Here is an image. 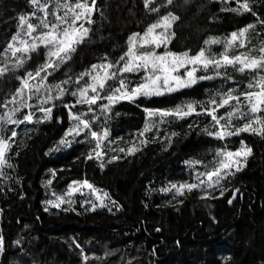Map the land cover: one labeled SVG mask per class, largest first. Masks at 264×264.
<instances>
[{"label": "trees", "instance_id": "1", "mask_svg": "<svg viewBox=\"0 0 264 264\" xmlns=\"http://www.w3.org/2000/svg\"><path fill=\"white\" fill-rule=\"evenodd\" d=\"M249 2L264 19V0ZM164 3L166 0H155L152 6ZM225 6L235 7L236 4L193 0L189 7L178 10L181 19L173 26L175 38L169 49L177 53L191 50L195 54L204 47L206 39L227 38L233 31L256 21L251 13L222 12ZM96 9L89 35L91 43L81 44L72 60L50 76L48 83H59L66 73H81L102 62L105 56L115 60L126 51L131 34H142L157 19V14H149L144 9L143 0H96ZM31 11L28 0H0V52L17 31L18 15ZM100 11L104 13L103 18ZM165 11L161 8V13ZM257 32H260L259 26ZM249 36L248 48L258 49L264 33L250 32ZM245 50H235L232 54ZM212 51L218 54L223 48L213 45ZM44 62L43 50L39 56L34 53L17 75L23 76L25 70L35 71ZM228 71L229 79L204 80L170 96L117 104L107 122L113 146L103 156L104 169L97 160H86L94 144L90 139L87 143L76 142L71 148L61 147L59 151L50 152L70 126L68 109L60 106L61 101L55 102L51 122L21 125L18 129L9 126V130H16L18 135L10 153V162L15 165L13 170H8L11 179L0 180V235L5 239L0 264H84L81 249L76 248L73 241L80 244L83 255L90 257L87 264H264V139L242 133L230 141H217L201 131L211 123L210 118L203 116L198 125H193L196 117L162 125L159 140H155L154 133L143 138L137 136L144 127L145 108L164 109L182 101H206L210 95L233 87L243 91L249 77L231 68ZM18 86L15 79L0 81V97ZM63 101L75 104L76 99L66 95ZM73 111L87 109L77 105ZM93 111L99 114L98 107ZM25 112L27 109L20 115ZM225 113L226 110L221 109L218 115ZM36 114L42 115L38 111ZM103 123V118L96 121L93 130L101 131ZM172 132L177 135L171 138L169 147L164 137ZM86 136L85 133L77 140H84ZM144 138L149 140L147 146L141 145L143 150L133 156L116 150L131 147L130 142L139 144ZM240 140L253 149V154L243 171L236 173L234 179L229 177L228 186L233 191L222 198L202 200L200 190H186L184 196L173 200L172 193L158 191L172 182H187V161L213 166L214 150L225 143L228 150H238ZM112 156L120 159L107 164ZM49 179L53 182L46 186ZM85 179L108 192L122 211L115 208L112 212L107 209L85 211L79 195L73 197L76 211L50 207L45 211L46 201L53 192L65 194L73 181ZM17 180L20 183H16ZM236 188L240 192L229 205L227 201ZM213 195L219 196V192ZM17 240L21 241L20 246L15 243Z\"/></svg>", "mask_w": 264, "mask_h": 264}, {"label": "snow or ice", "instance_id": "2", "mask_svg": "<svg viewBox=\"0 0 264 264\" xmlns=\"http://www.w3.org/2000/svg\"><path fill=\"white\" fill-rule=\"evenodd\" d=\"M220 2L224 5L236 4L235 7H222V12L237 15L251 13L256 21L239 31H233L227 38L206 39L204 47L195 54L191 50L177 53L168 47L175 38L173 26L181 19L177 12L189 7L193 0H166V3L159 6H152L155 0H143L144 9L149 14H157V19L142 34L136 32L129 36L127 49L122 55L115 60H109L105 56L102 62L93 64L81 73H66L59 83H48V77L72 60L81 44L85 41L91 43L89 35L92 32L91 25L95 23L93 16L97 11L96 0H28L32 11L18 15L17 31L0 52V81L15 79L19 82L14 91L9 90L5 96L0 97V180H10L8 170L15 168L10 162V153L15 147L13 142L18 132L9 130V126L18 129L21 125L51 122L56 101H61L60 106L68 109L70 126L58 141L57 147L50 149V152L59 151L61 147L71 148L76 142L87 143L90 139L94 144L91 151L87 152L86 160L95 159L99 162V167L104 169L106 164L103 156L110 151L106 144L110 135L107 122L117 104L124 101L135 103L141 98L170 96L204 80L229 79V68L249 77L243 91L233 87L210 95L206 101H182L174 107L164 109L145 108L146 120L137 136L143 138L148 133H154L155 140H159L162 125L191 117L197 118L193 125H198L199 118L203 116L210 118L211 123L201 131L217 141H230V138L240 137L242 133L264 139V40L258 49L248 48L251 42L250 32L256 35L264 33V19L257 15L249 0ZM161 8L166 10L165 13H161ZM100 16L104 17L103 11H100ZM258 26L260 32H257ZM213 45L222 46L223 51L213 53ZM40 49H43L45 62L35 71L25 70L23 76L17 75L21 69H25L34 53L39 56ZM160 49L163 51H159ZM243 49L247 50L232 54L235 50ZM66 95L75 97V104L64 102ZM77 105L85 107L87 111L74 112ZM94 105L98 107L99 114L93 111ZM25 109L27 112L21 116L20 113ZM34 109L42 115L37 116ZM221 109H225L226 113L218 115ZM101 118L104 121L100 125L101 131L93 130V124ZM85 133L86 138L78 141L77 138L85 136ZM176 135L177 133L172 132L164 137L169 141V147L171 138ZM148 142L144 138L140 139L139 144L130 142L131 147H118L116 150L125 156H133L143 150L141 145L147 146ZM239 144L240 147L235 151L228 150L227 143L214 150L213 167L208 170L205 166L204 171L196 172L193 178L195 182H172L158 191L172 193L173 200L184 196L185 190L191 192L193 189H200L202 200L222 198L227 192L233 191L228 186L231 184L229 177L234 179L236 173L243 171L248 158L253 154V149L244 140H240ZM119 159V156H112L107 164ZM186 163L189 169H195L199 161L189 160ZM55 176L56 172L53 170V179ZM224 181H228V184ZM52 182V179L47 180L46 186H50ZM16 183L20 181L17 180ZM216 191L219 196L213 195ZM239 192V188L234 190L231 199L227 201L229 205L237 199L236 193ZM76 194L82 197L80 205L85 211L107 209L112 212L114 208L122 211L108 192L96 188L87 179L73 181L65 194L53 192L51 195L54 198L46 201L45 211L49 207L76 211V201L73 199ZM64 205L67 207H62ZM156 231L159 232L160 229L157 228ZM15 243L17 246L21 245L20 240ZM73 244L81 249L83 262L87 264L90 257L83 255L80 244L75 241ZM4 250L5 239L0 235V253Z\"/></svg>", "mask_w": 264, "mask_h": 264}, {"label": "rangeland", "instance_id": "3", "mask_svg": "<svg viewBox=\"0 0 264 264\" xmlns=\"http://www.w3.org/2000/svg\"><path fill=\"white\" fill-rule=\"evenodd\" d=\"M41 50H43V49H40V51ZM159 51H163V49H160ZM198 75H199V73H198ZM50 77V76H49ZM49 77H48V79H49ZM49 81V80H48ZM83 82L84 81H81V83L83 84ZM74 90V89H73ZM69 97V96H68ZM72 97V96H71ZM75 98V97H74ZM76 99V98H75ZM35 102V101H34ZM94 108H97V106H93V109ZM79 138V137H78ZM106 144H107V147H108V149H109V147H111V146H113V144L110 142V140H109V138H108V141L106 142ZM66 149H68V148H66ZM205 166L206 165H201V164H197L196 165V168L195 169H189L188 168V174H187V177H188V180H187V182H189V183H191V182H195L194 181V175H195V173L196 172H200V171H204L205 170ZM213 166H207V168H208V170H210L211 168H212ZM193 190H200V189H193ZM186 191V190H185ZM77 195H79V194H76L75 196H77ZM54 197L52 196L51 197V199H53ZM63 207V206H62ZM58 210H60V209H58ZM98 210H100V209H98ZM104 210V209H103ZM2 253H0V255H1Z\"/></svg>", "mask_w": 264, "mask_h": 264}, {"label": "bare ground", "instance_id": "4", "mask_svg": "<svg viewBox=\"0 0 264 264\" xmlns=\"http://www.w3.org/2000/svg\"><path fill=\"white\" fill-rule=\"evenodd\" d=\"M28 263V262H27Z\"/></svg>", "mask_w": 264, "mask_h": 264}]
</instances>
